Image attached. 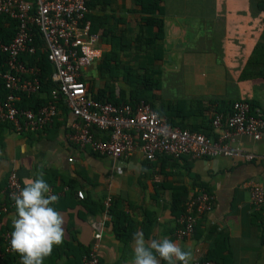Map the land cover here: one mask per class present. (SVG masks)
<instances>
[{
  "label": "crops",
  "instance_id": "crops-1",
  "mask_svg": "<svg viewBox=\"0 0 264 264\" xmlns=\"http://www.w3.org/2000/svg\"><path fill=\"white\" fill-rule=\"evenodd\" d=\"M109 1L89 8L88 15L96 18L95 29L112 33L109 36L116 40L136 38L149 14L134 0ZM159 9L152 17L162 21L163 36L155 51L159 58L150 69L156 72L160 89L148 100L163 113L161 117L168 122L167 112L177 123L175 104L194 99L204 110L214 101L242 100L252 114L264 118V0H160ZM1 26L7 27L5 22ZM97 37L102 55L108 53L111 45ZM119 59V73L133 67L130 60ZM98 62L84 77L95 70L93 80H98ZM105 83L102 80L93 92ZM112 85L116 94L119 89L127 91L123 83ZM194 109L190 121L195 128L206 127L201 117L207 113L203 110L200 115V109ZM73 120L68 111L60 110L43 131L22 135L0 123V190L14 171L22 186L42 174L57 196L52 206L63 218L64 235L43 264H79L92 249L100 264H132L136 232H142L146 241L172 240L190 253V264L206 257H214L217 264H264V204L256 207L250 201L252 187L264 190V141L234 137V146L256 157L253 161L158 156L150 162L137 147L126 159H112L75 145L68 138ZM96 136L105 138L99 132ZM200 188L212 196L213 208L189 238L177 240L172 197L185 193L187 199ZM78 192L83 199H78ZM106 199L131 221L124 237L114 232ZM14 219L15 209L0 218V252L2 234L11 233ZM0 264H21V260L12 252L0 256Z\"/></svg>",
  "mask_w": 264,
  "mask_h": 264
},
{
  "label": "built area",
  "instance_id": "built-area-1",
  "mask_svg": "<svg viewBox=\"0 0 264 264\" xmlns=\"http://www.w3.org/2000/svg\"><path fill=\"white\" fill-rule=\"evenodd\" d=\"M91 0H0V16L15 24V34L6 44L0 43L4 56L0 68V82L6 94L0 99V123L14 134L41 132L58 116L64 107L72 117L68 138L78 147L112 159L128 158L139 148L146 161L163 156L177 160L205 158H240L253 161L256 157L234 146L235 136H245L253 141H264V118L252 114L250 105L242 100L233 102L228 114L215 113L211 128L215 139L203 134L171 127L165 118L154 112L144 101L113 105L95 100L86 84L80 81L84 72L97 63L102 52L96 46L98 37L91 33L86 19ZM38 35L48 63L52 66L51 81L56 88L49 100L38 109H20L18 94L35 95L40 92L39 69L22 60L35 54ZM105 138H99L97 133ZM264 162V152L261 157ZM22 185L12 171L0 190V218L14 207V194ZM50 188V193L53 194ZM78 199H83L81 192ZM111 199L104 207L109 208ZM251 203L264 204V190L254 186L250 190ZM213 198L205 189H197L186 199L184 212L179 216L173 235L177 240L189 238L197 222L211 212ZM99 237V235L97 236ZM3 249L0 256L12 253L10 232L2 234ZM79 264H100L95 249ZM194 264H217L200 261Z\"/></svg>",
  "mask_w": 264,
  "mask_h": 264
},
{
  "label": "trees",
  "instance_id": "trees-1",
  "mask_svg": "<svg viewBox=\"0 0 264 264\" xmlns=\"http://www.w3.org/2000/svg\"><path fill=\"white\" fill-rule=\"evenodd\" d=\"M109 0H91L88 4V8L92 7L93 4H100L101 6L106 5ZM111 1V0H110ZM108 2V4L110 3ZM137 5H140L142 12L149 14V17H146L143 20L142 25L140 26L139 35L133 40L122 39H112V33L102 32L101 34L95 29L94 22L96 18L87 15L86 19L90 22L91 33L98 35L103 38V41L106 44L111 45V49L108 53L102 55L101 60L97 64V71L101 78H109L114 80L119 74L118 69L121 65L119 59L122 56L125 59L133 62V67H126L121 73V81L126 86L127 91L119 89L116 94L113 85L110 83H105L104 86L97 89L96 92H93L95 86L89 78L83 77L80 81L90 89V92L93 94L95 100L101 102H108L113 105H118L121 103H130L144 101L148 103L151 109L159 114H163L157 110L152 103L149 101V97L153 96L152 92L159 91L160 82L156 75V72L151 70V66L154 61L159 57L155 53L158 50L159 43L162 40L163 36V25L162 21L158 18L152 17L155 12H160L159 3L160 0H134ZM0 20L3 21L0 24V43H8L15 34V24L0 16ZM6 23L7 27H2L3 23ZM155 31L153 32V30ZM35 43L37 44V50L34 55L29 57H23L22 60L27 65H35L39 69V81L41 85L40 92L36 95H25L18 94L19 102L18 107L20 109H38L45 105L49 100L50 92L56 88V85L51 81L50 74L52 72V66L48 63L46 59V54L43 50V43L38 35H36ZM120 55V56H119ZM157 55V56H156ZM4 56L0 54V68L3 65ZM262 75V73H259ZM259 75V76H260ZM5 90L3 89L2 84L0 83V99L5 97ZM233 102L225 101H214L209 103V107L204 110L201 107V102L199 100L191 99L185 102H177L175 106L177 111L179 110L178 117L180 118L177 123L174 122L173 116L168 114L166 111V118L171 127L178 128L180 130L196 132L203 134L207 139H215L212 128L210 126L215 113H224L228 114L231 112ZM186 107V108H185ZM194 107L200 109V115L207 113V116L203 115L201 117L206 125V127H194ZM182 108H185L188 113H185ZM171 111V106L167 109ZM61 112L65 113L66 110L64 107H60ZM165 114V113H164ZM186 202L185 193L174 194L171 200V212L175 218L184 212V205ZM103 208V207H102ZM101 208V210H102ZM108 215L113 220L114 232L118 238L124 237L126 229L131 226V221L121 211H117L115 206L110 205L107 211ZM130 240V239H129ZM128 240V241H129ZM85 251L83 254H86ZM203 261H215L214 257H206Z\"/></svg>",
  "mask_w": 264,
  "mask_h": 264
},
{
  "label": "clouds",
  "instance_id": "clouds-1",
  "mask_svg": "<svg viewBox=\"0 0 264 264\" xmlns=\"http://www.w3.org/2000/svg\"><path fill=\"white\" fill-rule=\"evenodd\" d=\"M56 200L42 174L25 181L14 194L9 246L21 264H43L53 247L62 243L63 218L52 206ZM132 244V264H190V253L168 238L146 241L142 232H136Z\"/></svg>",
  "mask_w": 264,
  "mask_h": 264
},
{
  "label": "rangeland",
  "instance_id": "rangeland-1",
  "mask_svg": "<svg viewBox=\"0 0 264 264\" xmlns=\"http://www.w3.org/2000/svg\"><path fill=\"white\" fill-rule=\"evenodd\" d=\"M91 76H93V78H91ZM91 76H86V77L89 78L90 81H92L94 84H96V82H98V83L100 84V82H102V80H107V82H108V83L111 82V84H113V83L115 82V83H117V86H121L120 84H122V81H121V73H119V74L117 75V78L114 79V80H110L109 78H101V77L99 76V73H98V76H97V79H98V80H97L96 82L93 80V79L96 77L95 70H93V71L91 72ZM98 83L95 85V88L99 87V84H98ZM163 85H165V83H164ZM170 90H173V89H170Z\"/></svg>",
  "mask_w": 264,
  "mask_h": 264
}]
</instances>
